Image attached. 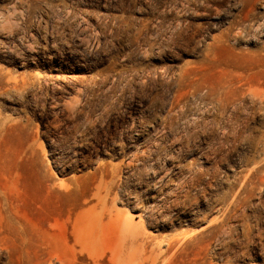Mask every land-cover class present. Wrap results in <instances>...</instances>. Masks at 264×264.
<instances>
[{
	"label": "rangeland",
	"instance_id": "rangeland-1",
	"mask_svg": "<svg viewBox=\"0 0 264 264\" xmlns=\"http://www.w3.org/2000/svg\"><path fill=\"white\" fill-rule=\"evenodd\" d=\"M264 264V0H0V264Z\"/></svg>",
	"mask_w": 264,
	"mask_h": 264
},
{
	"label": "bare ground",
	"instance_id": "bare-ground-1",
	"mask_svg": "<svg viewBox=\"0 0 264 264\" xmlns=\"http://www.w3.org/2000/svg\"><path fill=\"white\" fill-rule=\"evenodd\" d=\"M58 264H64L62 261H60Z\"/></svg>",
	"mask_w": 264,
	"mask_h": 264
}]
</instances>
